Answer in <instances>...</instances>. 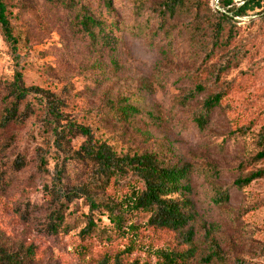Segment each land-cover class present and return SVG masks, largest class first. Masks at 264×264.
I'll list each match as a JSON object with an SVG mask.
<instances>
[{"label":"rangeland","instance_id":"374dc122","mask_svg":"<svg viewBox=\"0 0 264 264\" xmlns=\"http://www.w3.org/2000/svg\"><path fill=\"white\" fill-rule=\"evenodd\" d=\"M5 1L19 51L26 55L27 86L66 98L70 120L89 127L96 143L108 144L118 155L152 153L167 166L190 168L191 191L185 198L195 215L190 227L196 235L192 245H185L180 234L150 227L149 215L139 213L129 215L122 230L99 216L100 233L81 238L87 214L82 201L68 208L62 231L47 234L43 194L49 178L39 168L38 150L48 152L52 140L43 125L46 113L34 107L23 126L8 131L9 140L0 135V174L10 182L0 190V249L17 253L32 247L31 264H98L118 255L126 263L155 264L169 251L193 249L194 258L186 264H206L209 229L227 264H264V179L235 187L251 171L264 170V159L251 162L264 127V12L235 19L231 33L216 39L206 25L194 29L199 24L192 15L195 0H186L184 9L165 19L157 10L164 0H112L111 11L105 0H80L102 23L91 38L82 32L75 6ZM199 1L202 11H215L213 0ZM234 2L239 6L243 0ZM12 76L0 31V114ZM215 95L221 102L201 132L194 115ZM124 104L136 112L119 119L115 113ZM83 142L80 137L69 142L70 158ZM16 160L24 161L20 171ZM69 161V183L83 182L81 164ZM217 188H229L227 204L215 205ZM130 191L131 183L124 181L107 194L115 199Z\"/></svg>","mask_w":264,"mask_h":264},{"label":"trees","instance_id":"16d2710c","mask_svg":"<svg viewBox=\"0 0 264 264\" xmlns=\"http://www.w3.org/2000/svg\"><path fill=\"white\" fill-rule=\"evenodd\" d=\"M50 3L78 8L77 21L82 32L95 38L96 31L102 28V23L91 15L80 0H44ZM186 0H164L158 6L161 19L173 17L187 6ZM199 0L193 2V20L198 24L194 29L208 26L219 39L227 30L231 33L233 22L237 18L257 16L264 12V0H243L237 5L234 0H218L215 11L205 7ZM192 4V2L190 3ZM107 10H112V0H105ZM9 6L5 0H0V31L3 42L10 51L13 63L12 83L4 99V108L0 114V135L4 141L9 140L8 131L13 127L23 126L34 114V107L41 108L46 113L43 125L51 133L52 143L48 152L38 150L39 168L47 174L49 181L44 186V204L48 209V219L44 227L47 234L57 235L64 229L68 208L82 201L87 207L86 226L81 232V238L92 236L100 231L95 220L105 216L118 230L129 215L145 213L149 215L148 225L152 228L171 231L180 234L185 245H192L195 231L190 227L195 215L191 202L185 198L190 193L188 176L190 168L184 166H167L158 155L152 153L118 155L106 143H96L89 127L76 124L65 113L67 100L48 90L35 86H27L23 70L26 55L20 53L19 37L15 34L8 12ZM222 9V10H221ZM205 13V14H204ZM206 15V16H205ZM194 95L190 94L189 98ZM221 96L208 98L194 115V122L201 132L209 123L213 110L219 106ZM135 109L124 104L117 108L115 115L119 119H128L134 115ZM66 122V124H64ZM83 138L84 142L71 158L67 147L72 139ZM259 152L251 159L256 163L264 159V127L257 136ZM64 155V156H63ZM76 159L81 164L85 179L77 184H70L68 170L71 161ZM52 172L49 173L50 163ZM24 167L23 160H16L15 170ZM243 168V166H241ZM264 179V170H254L235 181V187L243 189L257 180ZM131 183V191L120 194L115 199L107 192L112 186L117 187L122 182ZM10 182L0 174V190H7ZM229 188L215 189L214 203L222 206L228 203ZM178 196V198H175ZM183 196L184 200L179 198ZM205 244L208 254L203 258L206 264H227L228 257L222 251L219 242L213 237L211 230L205 229ZM193 249L187 251H169L161 255L155 264H186L193 259ZM32 247L20 248L17 253L0 249V264H31L34 259ZM98 264H141L139 261L126 263L118 255L113 259L104 258ZM149 264V263H144ZM234 264H244L234 261Z\"/></svg>","mask_w":264,"mask_h":264},{"label":"built area","instance_id":"2783aa9c","mask_svg":"<svg viewBox=\"0 0 264 264\" xmlns=\"http://www.w3.org/2000/svg\"><path fill=\"white\" fill-rule=\"evenodd\" d=\"M213 4L215 5V7H217L218 0H213Z\"/></svg>","mask_w":264,"mask_h":264}]
</instances>
